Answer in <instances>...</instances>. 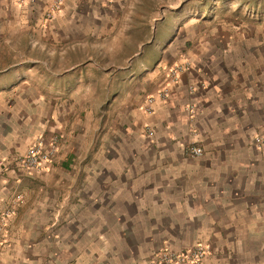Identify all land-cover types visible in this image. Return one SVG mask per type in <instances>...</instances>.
I'll return each instance as SVG.
<instances>
[{
    "label": "crops",
    "instance_id": "1",
    "mask_svg": "<svg viewBox=\"0 0 264 264\" xmlns=\"http://www.w3.org/2000/svg\"><path fill=\"white\" fill-rule=\"evenodd\" d=\"M51 1L0 0L2 27ZM149 4L64 0L51 29L52 79H0V211L15 208L0 264H138L162 246L197 243L207 264H264V79L246 61L235 66L233 43L214 50L177 26L156 31ZM93 35H151L153 58L136 73V44L111 79L96 61L64 59L66 44L89 52ZM185 61L147 113L146 97ZM38 135L61 137L48 168H14ZM192 141L201 156L186 151Z\"/></svg>",
    "mask_w": 264,
    "mask_h": 264
},
{
    "label": "rangeland",
    "instance_id": "2",
    "mask_svg": "<svg viewBox=\"0 0 264 264\" xmlns=\"http://www.w3.org/2000/svg\"><path fill=\"white\" fill-rule=\"evenodd\" d=\"M53 1L46 7L30 4L32 14L27 20L12 17L4 28L0 21V79H52L51 61L56 59V52L51 51V29L64 3L50 15ZM146 6L153 7L156 31L177 26L180 37L189 33L198 44L210 40L214 50L224 51L233 43L230 50L235 66L246 61L254 79H264V0H152ZM90 40L89 52L78 48L65 52L66 44L64 59L69 54L72 60L96 61L107 67V79L117 74L123 56L134 52L136 44L139 48L136 73L146 70L142 64L146 58H153L147 43L153 40L151 35H93ZM99 70L102 72L104 68H92V75L97 76ZM260 86L264 88V83ZM43 264L58 263L49 257Z\"/></svg>",
    "mask_w": 264,
    "mask_h": 264
},
{
    "label": "built area",
    "instance_id": "3",
    "mask_svg": "<svg viewBox=\"0 0 264 264\" xmlns=\"http://www.w3.org/2000/svg\"><path fill=\"white\" fill-rule=\"evenodd\" d=\"M64 0H54L50 15H53L61 6ZM188 61L176 63L169 69V84L159 88L156 93L146 97L143 108L147 113L154 111L156 99L166 100L170 95V84L172 81H177L184 68L188 67ZM192 107V106H191ZM194 118V115H192ZM147 132L150 135L155 133L154 129L147 127ZM60 136L54 135L49 142H45L40 135L36 136L28 145L23 153L16 155L13 158L14 168H19L27 174H35L45 171L50 162L56 156L60 146ZM258 141H262L258 137ZM186 151L192 156H201L204 153L203 148L192 141ZM22 199V195L18 194L14 203ZM15 212L14 206H10L5 210L0 211V251L10 242L9 220ZM208 248L197 243L182 249H174L171 246L165 245L156 250L149 258L138 264H207L205 261Z\"/></svg>",
    "mask_w": 264,
    "mask_h": 264
}]
</instances>
